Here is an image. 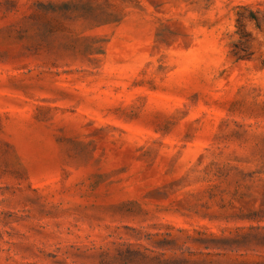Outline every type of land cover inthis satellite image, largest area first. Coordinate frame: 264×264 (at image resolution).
I'll return each mask as SVG.
<instances>
[{
  "label": "rangeland",
  "instance_id": "1",
  "mask_svg": "<svg viewBox=\"0 0 264 264\" xmlns=\"http://www.w3.org/2000/svg\"><path fill=\"white\" fill-rule=\"evenodd\" d=\"M0 264H264V0H0Z\"/></svg>",
  "mask_w": 264,
  "mask_h": 264
}]
</instances>
